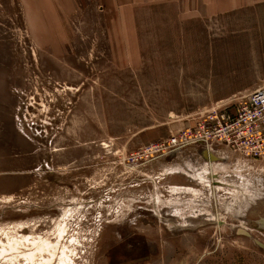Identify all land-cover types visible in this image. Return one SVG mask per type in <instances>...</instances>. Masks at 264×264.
Listing matches in <instances>:
<instances>
[{"label": "rangeland", "instance_id": "rangeland-1", "mask_svg": "<svg viewBox=\"0 0 264 264\" xmlns=\"http://www.w3.org/2000/svg\"><path fill=\"white\" fill-rule=\"evenodd\" d=\"M261 87L264 0H0V264H264V160L158 145Z\"/></svg>", "mask_w": 264, "mask_h": 264}, {"label": "built area", "instance_id": "built-area-1", "mask_svg": "<svg viewBox=\"0 0 264 264\" xmlns=\"http://www.w3.org/2000/svg\"><path fill=\"white\" fill-rule=\"evenodd\" d=\"M188 143H220L264 160V87L253 90L232 108L211 111L196 126L172 134L158 145L172 150Z\"/></svg>", "mask_w": 264, "mask_h": 264}, {"label": "bare ground", "instance_id": "bare-ground-1", "mask_svg": "<svg viewBox=\"0 0 264 264\" xmlns=\"http://www.w3.org/2000/svg\"><path fill=\"white\" fill-rule=\"evenodd\" d=\"M23 240L31 241L34 245H38V247L31 248L30 249V252H27V253L22 252V251H20L18 249V244L19 243H22ZM45 246H49V242H48V239L47 238H44V236H40V235L39 236H32L30 234H27V235H22L21 237H17L16 238V242H15V246H13V247H14V249L17 252L18 255L20 254L22 256H25L28 260H32L34 258L33 256L35 255V251H39V250L40 251H43V250H45ZM4 251L5 250H3L2 252H4ZM10 251H13V249H11ZM0 255H3V253L0 254ZM13 258H14V256H13ZM50 261H51V259L49 257H47V258L43 257V258H41V259L38 260V263L39 264H50ZM66 261L67 262L72 261V258L69 257L66 254V250L65 249H62L61 250V258H60L59 264H64Z\"/></svg>", "mask_w": 264, "mask_h": 264}]
</instances>
